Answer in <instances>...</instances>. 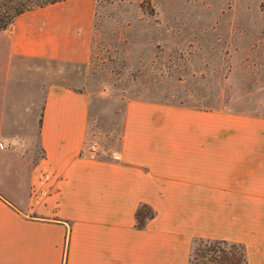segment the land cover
Returning <instances> with one entry per match:
<instances>
[{
  "label": "crops",
  "instance_id": "crops-1",
  "mask_svg": "<svg viewBox=\"0 0 264 264\" xmlns=\"http://www.w3.org/2000/svg\"><path fill=\"white\" fill-rule=\"evenodd\" d=\"M91 28L88 0L17 16L0 31L3 91L20 64L85 61ZM87 122L86 95L44 89L43 182L1 146L0 264H187L198 239L241 244L246 264H264V118L128 102L108 159L83 148ZM140 204L154 216L136 230Z\"/></svg>",
  "mask_w": 264,
  "mask_h": 264
},
{
  "label": "rangeland",
  "instance_id": "rangeland-1",
  "mask_svg": "<svg viewBox=\"0 0 264 264\" xmlns=\"http://www.w3.org/2000/svg\"><path fill=\"white\" fill-rule=\"evenodd\" d=\"M88 1L85 61L20 64L6 93L1 62L0 146L17 148L39 182L50 176L37 142L49 86L86 95L83 148L100 159L119 147L128 102L264 118V0Z\"/></svg>",
  "mask_w": 264,
  "mask_h": 264
},
{
  "label": "trees",
  "instance_id": "trees-1",
  "mask_svg": "<svg viewBox=\"0 0 264 264\" xmlns=\"http://www.w3.org/2000/svg\"><path fill=\"white\" fill-rule=\"evenodd\" d=\"M64 0H0V31L8 29L13 20L33 9L59 3ZM154 212L146 205L140 204L134 211V228L144 229L152 219ZM187 264H246L244 247L218 240H194Z\"/></svg>",
  "mask_w": 264,
  "mask_h": 264
},
{
  "label": "built area",
  "instance_id": "built-area-1",
  "mask_svg": "<svg viewBox=\"0 0 264 264\" xmlns=\"http://www.w3.org/2000/svg\"><path fill=\"white\" fill-rule=\"evenodd\" d=\"M1 147V146H0Z\"/></svg>",
  "mask_w": 264,
  "mask_h": 264
}]
</instances>
